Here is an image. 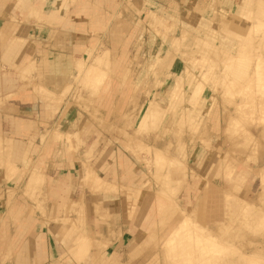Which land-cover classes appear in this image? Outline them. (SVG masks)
<instances>
[{
    "label": "crops",
    "instance_id": "crops-1",
    "mask_svg": "<svg viewBox=\"0 0 264 264\" xmlns=\"http://www.w3.org/2000/svg\"><path fill=\"white\" fill-rule=\"evenodd\" d=\"M70 9L61 0H0V146L10 168L0 176V264H137L182 214L218 224L254 201L262 187L259 165L229 168L225 148L213 144L230 118L212 103L203 139L212 140L213 150L198 145L200 152L187 154L185 169L176 165L158 186L147 183L154 167L146 162L158 148L151 137L158 136L147 132L151 120L139 131L142 117L130 121L135 130L124 131L122 112L128 102L144 111L151 102L162 107L168 86L154 80L158 68L152 66L141 70L153 78L138 91L128 84V100L114 98L123 87L112 82L103 96L83 93L77 59L94 48L79 53L71 35L53 28L64 22L58 12ZM156 35L149 46L154 56L162 52ZM175 59L172 72L182 68ZM32 62L22 74L19 67ZM69 87L93 98L88 112L83 105L60 104Z\"/></svg>",
    "mask_w": 264,
    "mask_h": 264
},
{
    "label": "rangeland",
    "instance_id": "rangeland-1",
    "mask_svg": "<svg viewBox=\"0 0 264 264\" xmlns=\"http://www.w3.org/2000/svg\"><path fill=\"white\" fill-rule=\"evenodd\" d=\"M61 6L71 9L58 12L64 22L53 28H60L58 33L67 38L71 35L79 53L87 46L94 48L85 59H77V84L83 93L104 94L112 82L116 88L123 87L114 98L128 100V84L138 91L153 78L140 74L141 70L152 66L158 68L154 80L168 86L162 107L151 102L144 111V106L135 109L128 102L122 112L124 131L135 130L130 121L142 117L136 130L144 131L151 120L147 132L158 136L151 137L158 148L146 162L154 167L147 171L148 184L164 182V175L176 165L185 169L187 154L200 152L198 145L213 150L212 140L203 139L210 131L211 103L221 106L230 118L213 144L225 148L229 168L241 162L260 168L261 191L254 201L244 202L240 213L218 224L182 214L162 243L137 264H264V0H61ZM208 7L215 9L209 15ZM156 34L162 52L154 56L149 49L155 46L151 37ZM111 53L118 54L115 62ZM176 54L182 62L180 72L171 70ZM31 65L19 67L20 72L28 73ZM71 89L60 96V104L83 105L88 112L93 98ZM51 97L57 98L53 93ZM92 113L95 117L97 110ZM140 148L151 153L147 147ZM7 170L0 146V176Z\"/></svg>",
    "mask_w": 264,
    "mask_h": 264
}]
</instances>
